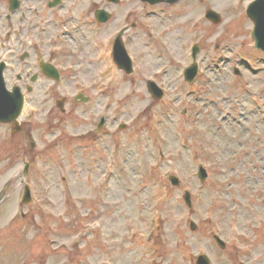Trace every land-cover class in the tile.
I'll return each instance as SVG.
<instances>
[{
	"label": "rangeland",
	"instance_id": "1",
	"mask_svg": "<svg viewBox=\"0 0 264 264\" xmlns=\"http://www.w3.org/2000/svg\"><path fill=\"white\" fill-rule=\"evenodd\" d=\"M253 1L148 7L152 36L132 46V75L101 40V59L68 62L80 70L66 78L73 86L40 83L21 132L0 125V264H196L203 253L212 264H264V53L246 16ZM194 45L199 74L189 84ZM79 93L90 102L56 107ZM103 116L108 128L97 134Z\"/></svg>",
	"mask_w": 264,
	"mask_h": 264
},
{
	"label": "flooded vegetation",
	"instance_id": "2",
	"mask_svg": "<svg viewBox=\"0 0 264 264\" xmlns=\"http://www.w3.org/2000/svg\"><path fill=\"white\" fill-rule=\"evenodd\" d=\"M142 4L134 11L137 4L124 0H0V62L6 64L8 87H20L27 101L41 82L48 88L50 84L65 88L66 77L77 74L68 62L97 55L101 39H108L111 51L118 39L125 47L145 43L149 29L142 16L148 5ZM41 63L54 66L60 80L45 76ZM66 86L70 87L69 81ZM76 104L74 98L70 102L65 98L63 112L65 106Z\"/></svg>",
	"mask_w": 264,
	"mask_h": 264
},
{
	"label": "water",
	"instance_id": "3",
	"mask_svg": "<svg viewBox=\"0 0 264 264\" xmlns=\"http://www.w3.org/2000/svg\"><path fill=\"white\" fill-rule=\"evenodd\" d=\"M152 3H156L159 0H149ZM176 0H170V2H175ZM247 15L255 22V31L254 36L257 42V47L264 51V0H256L254 3L250 4L247 9ZM207 17L212 20L214 23L220 22V17L213 11H209L207 13ZM116 62L118 63L120 68L126 69L128 73L132 72L131 62L127 56L124 59L120 57L116 58ZM3 69L4 67L0 65V122L3 123H18V118L20 117L23 110V96L20 91L17 89L16 91L10 93L7 91L4 78H3ZM197 73V67L189 69L186 73L187 80L191 82ZM57 77V74L55 75ZM149 90L152 94L160 99L162 98V91L154 84L151 83L149 86ZM19 128V127H18ZM17 128V129H18ZM201 178L204 179L206 177L205 171H201ZM173 184L177 185L178 180L172 178ZM26 201H29L30 190L29 187H26ZM188 204L190 203V197L187 194L186 196ZM192 229H196V225L194 223L191 224ZM218 240V238H217ZM221 247H224V244L218 241ZM197 264H210L209 260L205 256H200L197 259Z\"/></svg>",
	"mask_w": 264,
	"mask_h": 264
}]
</instances>
